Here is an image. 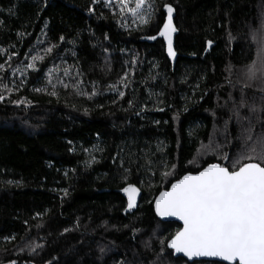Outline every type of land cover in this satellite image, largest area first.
Segmentation results:
<instances>
[{"label":"trees","instance_id":"16d2710c","mask_svg":"<svg viewBox=\"0 0 264 264\" xmlns=\"http://www.w3.org/2000/svg\"><path fill=\"white\" fill-rule=\"evenodd\" d=\"M165 3L176 9L174 66L164 40H145L161 29ZM155 4L154 19L138 28L130 16L121 26L114 1L108 7L103 0H0V63L8 69L0 72V83L18 89L9 95L0 87L6 97L0 102V264H150L159 251L154 233L167 237L181 227L155 214L154 199L205 160L215 162L209 156L188 163L201 142L207 144L213 113L218 126L227 118L218 102L229 92L238 96L228 79L235 83L254 59L264 0ZM209 41L214 44L205 54ZM51 45L56 47L46 54ZM12 53L9 69L5 61ZM32 55L44 57L38 70H26L23 80L18 72L13 76ZM65 68L70 76L63 75ZM50 69H56L51 77ZM57 76L69 85L57 86L58 97L48 86ZM94 85L97 94L89 98ZM247 94L260 95L253 89ZM21 99L26 102L12 103ZM230 131L233 143L223 151L232 156L239 145L235 127ZM172 164L174 174L162 180ZM128 183L142 197L126 212L122 188ZM149 240L151 250L145 248ZM25 241L43 247L21 252ZM170 253L166 249L167 264H225Z\"/></svg>","mask_w":264,"mask_h":264},{"label":"snow or ice","instance_id":"6c2138e0","mask_svg":"<svg viewBox=\"0 0 264 264\" xmlns=\"http://www.w3.org/2000/svg\"><path fill=\"white\" fill-rule=\"evenodd\" d=\"M93 2L97 3L99 0ZM103 2L108 7L113 6V0H103ZM115 7L121 18V26H126L130 16L138 28L147 26L154 19L157 11L155 0H115ZM163 8L166 10V21L158 35L166 40L167 53L174 58L176 52L173 49V34L177 32V28L173 23V13L176 9L169 3H165ZM88 11L92 12L94 9L89 8ZM147 38L155 40L157 37ZM59 39L63 42L65 38L61 36ZM253 40L256 42L254 59L242 68L235 83L228 79L229 86L234 91H238V96H233L232 92H229L223 103L218 102L217 106L226 110L227 118L218 126L213 113V128L207 144L201 142L197 149L198 155L188 161L189 164L196 165L198 160L211 156L215 158V162L205 160L204 166L176 179L171 183L170 188L161 190L154 199L155 214L160 218L175 217L182 221V227L167 237L154 233L159 251L155 253L150 264H167L166 249L171 250L170 254L173 255L183 254L189 260L197 257H213L227 264H264V24L253 33ZM208 43L211 45L212 42ZM55 47L56 45H51L43 51L49 54ZM14 55L16 53L9 55L8 60L5 61L9 64V69ZM43 59V56L32 55L31 62L23 68L18 66L11 74L15 76L16 72H20L23 75L28 69L38 70L36 62ZM7 70L5 64L0 63V72ZM54 71L56 69L49 70V77ZM63 75L70 76V70L65 68ZM76 75H80L79 70ZM127 77L128 73H125L121 78L125 88ZM58 85L65 89L69 87L59 76L56 77L55 83L49 78L48 86L52 89L50 95L58 97L56 91ZM0 87L9 95L12 91L18 90L15 85L9 89L0 83ZM248 89L259 92V97H249ZM117 91L120 97L125 95L118 88ZM96 94L94 85L89 98ZM5 98L4 92L0 91V102ZM25 102V99L12 101L17 105ZM129 105L131 106V101ZM231 126L235 127V140L239 147L234 155L229 156L223 149L233 143ZM163 167L168 166L165 163ZM176 167V164H172L171 170L162 171L161 179L167 180L174 174ZM64 192L66 195L67 190L65 189ZM122 192L127 196L125 211L135 209L141 189L128 183L122 188ZM39 215L37 213V216ZM64 231L67 232L69 229L66 228ZM5 239L11 240L14 237ZM25 247L30 253H36L43 245L34 241H25L24 247L19 251L23 252ZM145 248L152 249L151 240L145 242ZM104 251L105 249L101 247L100 252ZM9 264H17V262L12 260ZM47 264L52 262L48 261ZM116 264H132V262L121 259L116 261Z\"/></svg>","mask_w":264,"mask_h":264},{"label":"water","instance_id":"95a60500","mask_svg":"<svg viewBox=\"0 0 264 264\" xmlns=\"http://www.w3.org/2000/svg\"><path fill=\"white\" fill-rule=\"evenodd\" d=\"M166 11V10H165ZM175 15H176V12L173 13V23L175 25V27L177 28L176 24H175ZM165 21H166V16H165ZM164 21V22H165ZM163 26V25H162ZM162 28V27H161ZM159 33V32H158ZM158 33L156 35H153V36H156L157 38L155 40H151V39H148L147 37L145 38L146 41L148 42H154L158 39H162L164 40L165 42V46H166V54H167V57L169 58V60L171 61L172 65L174 66L176 61H177V58H178V52L176 50V37H177V33H178V30L176 33L173 34V49L174 51L176 52V56L173 58V57H170L167 53V42L166 40L163 38V37H160L158 35ZM212 42V41H211ZM213 42L211 43V45H209V43H207V47H206V50H205V54L207 52H209L211 50V47L213 46ZM175 182V181H174ZM170 188V187H169ZM126 195V194H125ZM158 196V195H157ZM141 197H142V191L140 193V196L137 198V207L139 206L140 204V201H141ZM160 218V217H159ZM161 220L163 221H172V222H176L178 223L181 227H182V221H179L177 218L175 217H171V218H160ZM176 257H184L186 260H188L189 262H194V261H200V260H207V261H218V262H222V263H225L227 264V262H224V261H221L219 258H213V257H197V258H193V260H189L187 257L183 256V254H174Z\"/></svg>","mask_w":264,"mask_h":264},{"label":"rangeland","instance_id":"374dc122","mask_svg":"<svg viewBox=\"0 0 264 264\" xmlns=\"http://www.w3.org/2000/svg\"><path fill=\"white\" fill-rule=\"evenodd\" d=\"M114 2H115V0H113ZM23 64H24V62H22L21 64H20V66L23 68ZM17 74H15V76H16ZM18 79L19 80H23V75H21V73L20 72H18Z\"/></svg>","mask_w":264,"mask_h":264}]
</instances>
